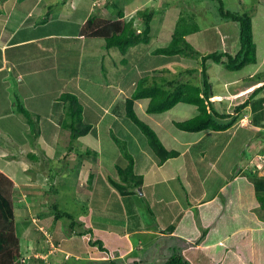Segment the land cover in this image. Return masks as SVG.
I'll return each mask as SVG.
<instances>
[{"label": "rangeland", "instance_id": "obj_1", "mask_svg": "<svg viewBox=\"0 0 264 264\" xmlns=\"http://www.w3.org/2000/svg\"><path fill=\"white\" fill-rule=\"evenodd\" d=\"M37 1L39 5L35 8L36 11L33 13L31 21L37 22L39 28L44 26L38 32L59 33L62 29L61 32L64 33L65 28L62 27L66 26L67 32L71 33L93 11L95 4H104L105 0ZM127 1L129 3L124 7L126 21L135 18V13L138 10H143L147 6L160 8L163 3V0ZM164 1L170 7L161 17L157 13L156 18L152 21L150 43L135 46L129 49L125 55H121L116 49L106 50L100 39H86L84 43L69 38L67 42L58 40L55 52L62 51V54L61 61L56 59L54 63L55 72L46 68L53 53L52 49L49 51L47 40L44 45L39 43L42 47L46 46V50H44L46 56L41 49H37L38 51L34 50L33 57H29V61L13 59L18 64L26 63V66L28 62L30 76L23 79L21 83L17 82V87L14 80L10 81L12 84L9 87L11 98L14 94L18 97L17 93L20 92L25 109L41 116L42 123L38 126L40 136L37 144L43 148L47 146L44 149L46 156L54 159L46 175L48 178H52L51 181L49 182V179L43 174L37 173L36 182L32 183L33 186H28L31 178L26 174V171L32 164L23 158L29 151L37 153L36 149L28 142L30 127L25 119L15 111V117L9 112L6 121L4 117L0 118V146L17 155L16 162L13 164H16L15 166L19 164L20 167H15L17 168L15 170L14 165H11V168L17 172L16 175L21 173L20 179L16 178L19 181L15 182V185L20 198L18 208H22L16 209V214L17 216L22 215V218H29L28 221L24 219L25 227L20 233L22 250L28 251L25 253L26 258L34 257L44 260L46 252V254H54L65 250L66 257H71V259L62 260L61 264H111L109 261L112 260H115L114 264H164L175 251L183 257L185 256L186 259H192L190 264L208 263V259L202 256L200 251L197 253L194 250L193 244L191 245L179 236H170L168 231L161 230L164 226L171 224L169 217L166 216L169 214L156 213L154 206L156 201L151 199L149 194L141 197V193L136 189L134 194L121 197L110 186H108L107 192L105 189L101 190L100 186H103L101 182L104 183V180L101 181V179L104 176V178L112 177L113 180H116L114 165H125L124 160L121 159L120 148L115 144L112 135L125 143L134 160V171L137 175H140L143 162L149 165L150 160H155L148 148L145 136L122 113L124 100L130 97L139 78L152 74L154 70L164 69L163 76L180 83L200 85L202 82L200 58L167 57L153 53L155 49L168 45L180 12L184 16H193L200 27L198 33L189 35L185 39L202 55L213 52L231 54L239 47L238 26L236 23L220 18L218 13L220 4L224 10L248 14L253 21V36L259 61L257 69L260 66L264 68V0H220V3L213 0ZM32 2V0L25 1V8L27 9V6L33 4ZM21 6H24L22 1L0 0V8H3L0 12V19L8 18L9 26H12L16 20L8 12V9L20 10ZM3 12L5 13L3 14ZM18 12L16 10L14 15ZM44 17L43 24L41 20ZM0 41H5V37L0 35ZM68 42L69 46L65 49L64 44ZM66 50L68 52H65ZM57 55L60 56V54ZM220 68L221 66L217 64H207V81L213 94L210 104L218 114H232L235 106L242 103L250 93L259 87L262 80L254 79L245 82L239 81L230 86L224 85L218 78ZM194 69L196 72L191 75L183 74L186 70ZM57 81H59L58 90H56ZM32 89L31 96L27 97L26 92ZM60 92L76 95L85 106V113L89 114V120H95L97 134L80 137L72 147L79 150L80 146L81 150L85 147L96 150L99 153L97 163L92 157L84 156L81 157L85 160L82 162L84 166L80 169L75 168L74 165H79L80 160L76 157L78 154L74 150L70 153V160L65 161L60 169L58 165H55L64 152L63 149L59 155L58 149L68 148L69 132L60 129L59 122L57 123L59 119L51 121L52 123L42 119L45 118L44 115L49 117L52 111H58V113L62 111L63 114V109H60L63 104L53 102L54 97ZM25 93L26 95H24ZM13 102L15 103V99ZM147 103V100L136 101L134 111L142 122L154 131L156 130L155 133L167 150L182 149L165 138L163 129L171 131L179 144L184 142L191 144V147L180 158L170 163L173 168L167 165L169 169L163 174L165 178H159L158 185L153 186L158 195L156 198L159 200L169 204H171V200L179 204H185L187 201L192 203L195 199L194 195L198 190H201L202 186L211 189L209 185L211 184L212 170H209L210 166L207 168L206 163L214 161H216V169L221 173L229 172L231 174V171L236 173L238 169L242 168L244 174L253 171L257 176L264 177V90L251 99L249 107L256 104L257 109L253 113L246 112L245 121L238 120L230 129L222 132L203 131L202 133L206 134L204 136L201 133L182 132L170 122L171 119L175 122L191 119L188 117L192 116H176V114L182 107L188 108L189 113L196 111L194 106L180 103L168 113L166 112L167 114L152 115L146 113ZM159 119L164 124L161 130L154 124V120ZM22 124L27 133L22 131ZM6 128H10L9 133L6 132ZM17 148H22V150H17ZM55 151L58 152V155ZM182 161L184 164L181 163ZM94 163L97 165L95 172L100 170L102 174L100 177L99 174H96L99 181L95 182L92 191L97 189V195L93 198V194L91 198L86 180L90 170L94 171L92 170ZM177 163H180L178 165L179 172L172 173L177 168ZM156 169L157 167H154V171ZM51 184L57 186L56 194L48 193L46 187L52 186ZM40 188L43 189L40 190ZM163 188L165 190H162ZM110 189L113 191L112 193H109ZM209 194L210 191L206 190V195ZM77 197L79 201L76 199L73 202V198ZM54 202L76 217V222L82 225V228L75 227L77 233L89 228L92 231L91 235L87 234L76 238L72 235L73 232L67 228L68 220L62 219L51 225L53 216L47 215L43 218L37 216L46 214L49 211V205ZM129 204H135V207H132L134 213H127L130 208ZM122 206H125V210H121ZM260 215L264 216V211H260ZM188 217L189 214L186 218ZM146 218L149 220H145ZM61 226L65 228H61ZM137 228L141 229L144 234L136 236L135 233H132L130 238L124 237L127 231L132 229L136 231ZM158 230L162 231V236H158ZM75 239H77L78 248L83 249L80 251V255L76 254V257L63 247L66 244L73 250ZM95 240H100L107 247L108 254L98 252L95 247L93 254H88V250L91 249L89 242ZM39 249L44 250V254L39 252ZM73 256L75 259L72 258ZM26 264H30V262L28 261Z\"/></svg>", "mask_w": 264, "mask_h": 264}, {"label": "trees", "instance_id": "obj_2", "mask_svg": "<svg viewBox=\"0 0 264 264\" xmlns=\"http://www.w3.org/2000/svg\"><path fill=\"white\" fill-rule=\"evenodd\" d=\"M16 1L23 2L27 0ZM213 1L220 3V0ZM128 3L127 0H105L104 4H95L93 11L83 19L78 36L84 39H100L106 50L116 49L121 55H125L129 49L135 46L149 44L151 41L152 21L156 18L157 13L161 17L170 6L163 0L160 8L147 6L143 10L136 11L135 18L126 21L124 7ZM218 13L222 20L236 23L238 26L239 47L231 54L213 52L202 55L192 47L185 38L198 33L200 27L193 16H184L181 12L175 21L168 45L153 51L155 55L167 57L200 58L202 66V82L200 85L180 83L163 76L162 72L164 73V69L154 70L152 74L139 78L130 97L124 100L123 116L129 119L145 136L148 148L158 166L178 157L179 154L177 151L167 150L155 131L137 117L134 111V103L136 101L147 100L148 103L145 110L147 114L152 115L166 113L180 103L194 106L197 110L195 117L183 122H173L175 128L186 133L226 131L238 120H242L246 116V112L253 113L257 109L256 104H253L250 109L248 107L251 99L264 90V68L260 66L256 69L259 61L253 36L252 18L246 13L238 14L224 10L221 4L219 5ZM31 19L27 22H32ZM41 21L42 23L45 22V17ZM79 37L71 38L70 40H78ZM64 40L67 42L69 39ZM68 44L69 42L64 44L65 49L69 46ZM58 54L60 56L57 53L56 57L54 55L51 56L59 59L62 51ZM29 60L28 57L27 61ZM207 64L221 66L218 78L224 85H232L239 81L245 82L254 79H261L262 84L250 93L242 103L236 105L232 114H218L210 104L213 94L207 81ZM194 72H196L195 69L186 70L183 74L191 75ZM59 102L63 104V107H60V109H63V114L62 111H59V113L58 111H53V115L49 117L52 120L59 119L57 123L59 122L60 129L69 132V143L68 148L58 149L59 155L63 149L64 152H62L55 165H58L60 169L65 161L70 160V153L74 152V150L78 154L76 157L80 160L79 165H74L75 168L78 167L80 169L84 166L82 162L85 160L81 158L84 156L92 157L97 163L99 153L96 150L86 147L81 150V146L79 147L80 150L72 147L74 142L80 137L95 136L97 134L94 125L95 120H89V114L85 113V107L76 95L64 92L59 96ZM14 110L25 119V122L30 127L28 142L37 151V153L29 151L23 158L32 164L29 165L30 167L26 174L32 180L35 179L37 173L47 177L46 175L54 159L46 156L44 148L37 144L40 136L38 126L42 123L40 121L41 116L25 109L17 97L15 98ZM44 117L43 121L52 123L47 119V116L44 115ZM112 139L119 146L121 159L124 160L125 165H114L116 180H113L112 177L104 178L102 176L101 181L104 180V183H101L103 186H110V188L116 190L121 197H126L134 194L136 189L141 188L143 178L135 173L134 160L129 154L125 143L114 135H112ZM17 150H22V148H17ZM55 153L58 155V152L55 151ZM7 159L16 160L17 155H10ZM61 160L63 161L60 162ZM95 163L92 166L94 171L90 170L86 180L87 189L91 192V198L93 185L99 181L98 176L100 177L102 174L100 170L97 173L95 172L97 167ZM96 174L99 175L96 176ZM48 179L50 182L52 178ZM51 185L46 187L48 193L56 194L57 186ZM17 193L14 182L0 172V264H26L28 261L30 264H61L62 260L71 259V257H66L65 250L54 254H46V252V259L44 260L34 257L31 259L26 258L25 253L28 251L24 252L22 250L20 233L25 227L24 219L28 221L29 218H22V215L17 216L16 214V209L20 210L22 208H18L20 198ZM76 199L79 201L77 197L73 198V202ZM187 204L190 205L189 202ZM217 205L218 207H216ZM260 211H264V177L257 176L253 171L246 174L238 173L236 179L231 181L221 191L219 199L200 205V207H192L188 211L189 220L186 221L185 219L181 222V216H179L168 226V231L174 230L175 234L186 237L195 246L202 248V256L208 259L207 264H264V216L260 215ZM47 215L53 216L51 225L62 219L68 220L67 228L73 232L72 235L76 238L87 234L91 235L92 231L89 228L77 233L75 227L82 228V225L76 222V217L59 207L56 202L49 205V211L46 214H38L37 216L43 218L47 217ZM65 227L61 226V228ZM190 228L193 234L188 233ZM74 241L73 250L70 247L68 248L66 244L63 247L76 257V254L80 255V251L83 249L78 248L77 239ZM89 246L91 249L87 250L90 255L93 254L94 247L98 252L108 254L107 247L100 240L90 241ZM40 251L42 254L45 252L42 249H39ZM184 257L179 252L173 251L164 264H190L192 259ZM102 261L105 260L102 259ZM114 261L109 262L114 264Z\"/></svg>", "mask_w": 264, "mask_h": 264}, {"label": "crops", "instance_id": "obj_3", "mask_svg": "<svg viewBox=\"0 0 264 264\" xmlns=\"http://www.w3.org/2000/svg\"><path fill=\"white\" fill-rule=\"evenodd\" d=\"M32 1H33L32 2L33 4H30L29 6H27V9L25 8L26 7L25 1H23L24 6L19 7V8H21L20 10L19 9L9 10L8 9V12H10V14H12L14 19L16 20L15 23L12 24V26H9V23H8L9 19L8 18L0 19V35L5 37V41H0V118L4 117L5 121L7 120V114L9 112L14 117L16 115V114H14L15 110H14V102H13L14 99L16 98V96L14 94L13 98H11V94H10L11 92H10L9 87L12 86V84L10 83V81L14 80L16 83V87H17V82L21 83L23 81V79L25 80V78L30 76V73L28 71L29 66L27 65L28 66L27 67L26 63L25 64H18L17 62H14L13 59H15V60L19 59V61L26 60V59H28V57H31V56L33 57V52H34V50H37V49H41L43 54L46 56V54L44 53V50H46V46L42 47V45H44V42L46 40L48 41L47 45L49 47V51H51V49L53 51V53H52V56H53L56 53L55 50L57 48L58 40L59 39L64 40V39L79 37L78 36L79 28L83 23V20H82L81 23H79L78 27L76 29H74L71 33L67 32L66 26L62 27L63 29L65 28L64 33L61 32L62 29L59 33L58 32L40 33L38 31L40 29H42L44 26H40L42 28H39L37 22L36 23L27 22L30 18L33 19V16H34L33 13H35V11H36L35 8L37 7V5H39L37 0H32ZM14 7H15V5H14ZM7 8H8V6H7ZM2 9L3 8L1 7L0 12ZM16 10L19 12H18V14L14 15ZM21 10H24V11L22 12ZM4 13L5 12H3V14ZM36 19H37V17H36ZM36 27H38L37 28L38 30L36 29ZM35 32H37V33H35ZM78 40L82 41L84 43L86 41V39L81 38V37H79ZM39 43H42V45L40 46ZM52 56L50 57V60H49V57L47 58L49 60L48 61L49 65L46 68H48L52 72H55L56 69L54 68V66H55L54 63L56 62V59L52 58ZM54 56L56 57V54ZM58 61L60 62L61 58H59ZM57 74H58V70H57ZM37 80H38V78H37ZM46 81H48V79H46ZM58 87H59V81H57V83H56V90H58L57 89ZM32 92H33V89L31 91H27L26 92L27 97H30ZM26 93L24 95H26ZM62 93H64V92H60L56 97H54V99H53L54 103H56V102L58 103L59 96ZM17 96L19 97V100L21 101V103L23 105V101L21 100V96H22L21 93L18 92ZM248 109H250V107H248ZM89 110L91 111L90 108H89ZM167 113H163V114H167ZM51 115H53V113ZM183 115H189L192 117H188V118H193L197 115V110L189 113L188 108L182 107L177 111L176 116H183ZM188 118H186V119H188ZM47 119L50 122L53 121L50 117H47ZM245 120L246 119H244V121ZM170 122L173 123V122H175V120L171 119ZM154 124L160 130L162 129V125H164L161 119L154 120ZM23 130H24V125L22 124V131ZM8 131H10V128H6L7 133H9ZM24 133H27L26 129L24 130ZM163 134L167 140H169L170 142H172V144H175L176 146H178V148H180L182 150H173V151L178 152V154H179L178 157L166 161L161 166L157 165L156 160H150L149 165H147V164H145V162H143V164H142L143 168L139 172V174L143 178V184L140 188V193H141L140 195H141V197H144V196H147L149 194L151 199H154V201H156L154 204L155 209H156V213H158V214L159 213L160 214H169L166 216L169 217L170 223L172 224L179 216H181L180 221H182L183 218H186V216L189 213L188 211L190 209H192V207L193 208L194 207H200V205L210 203V202L217 200L221 194V191L228 184H230L231 181L236 179L238 173L243 174V172H242V168H240V169H238V171H236V173H234V171H231V174L229 172H227V173L222 172L221 173L220 171H218L216 169V166H217V165L215 166L216 161H214L212 163H206L207 168L210 166L209 170H212L211 184L209 185L211 189H206L205 186H202L204 188L201 187V190H198L196 192V194L194 195L195 199L192 203H190V205L187 204L188 201L185 202V204H179L176 202H172L173 200H171V204L167 203L166 201H161L158 198H156L158 195L156 194L155 189H153V186L158 185L157 182H158L159 178H165L164 177L165 175H163V174H165L169 169V168H167V165H169L170 167L173 168V165L170 163H172V161L180 158L187 151V149L189 147H191V144L188 142H184L182 144H179L178 141L176 140V136H173L172 135L173 133L171 131H167V130L163 129ZM201 134H203V136L206 135L205 133H202V132H201ZM169 144L172 146L171 143H169ZM10 155L11 156L14 155L13 151L9 152V150L7 148L0 146V172L5 174L6 176H8L14 182V185H15V182L19 181L16 178L19 177V179H20L19 175L21 173H18L19 175H16L17 172H15L11 168V165H14L13 162H16V160H8L7 157H9ZM203 159H200V160H203ZM181 163L184 164L183 161ZM15 165L13 167L15 170L17 168H20L19 164H17V166H15ZM178 165H180V163H177V168H175V170L172 171V173L173 172H177V173L179 172L178 171V169H179ZM15 167H17V168H15ZM154 167H157V169L155 171H154ZM3 168H5V169H3ZM229 175H233V176L231 177ZM37 179L38 178H35L33 180L30 179V184L28 186L32 185V183H35ZM205 182H204V185H205ZM100 187H101V190L105 189V192H107L106 190L109 189L108 186H100ZM162 190H165V188H163ZM206 190L210 191L209 195H206ZM112 192L113 191L110 189L109 193H112ZM93 194H94L93 198H95L97 195V189L95 191H92V196H93ZM129 207L130 208H129L127 213H134V210L132 209V207H135V204H129ZM157 207H159L160 209L158 210ZM121 210H125V206H122ZM189 218H190V216L188 218H186V221H188ZM145 220L148 221L149 219L146 218ZM161 230L168 231L169 229H168V226H164ZM161 230L160 231L158 230V236H162ZM189 230H190L189 233L193 234V231L191 230V228ZM168 232H169L168 234L170 236H173V235L179 236V237L183 238L184 240L188 241L191 245L193 244L192 241L187 240L186 237L175 234L176 232L174 230L168 231ZM132 233L133 234L135 233L134 235H136V236L140 235V234H144L141 229L137 228L136 231H134V229L127 231L125 233L124 237L126 239H128L131 237ZM154 233L156 236L155 230H154ZM133 238H134V236L131 239L133 240ZM194 250L197 253H199V251H200L201 255H203L202 248L195 246Z\"/></svg>", "mask_w": 264, "mask_h": 264}, {"label": "clouds", "instance_id": "obj_4", "mask_svg": "<svg viewBox=\"0 0 264 264\" xmlns=\"http://www.w3.org/2000/svg\"><path fill=\"white\" fill-rule=\"evenodd\" d=\"M244 119H245V118L242 119V122L244 121ZM242 122H241V124H242ZM139 190H140V189H139Z\"/></svg>", "mask_w": 264, "mask_h": 264}, {"label": "water", "instance_id": "obj_5", "mask_svg": "<svg viewBox=\"0 0 264 264\" xmlns=\"http://www.w3.org/2000/svg\"><path fill=\"white\" fill-rule=\"evenodd\" d=\"M139 190V189H138ZM139 192H140V190H139Z\"/></svg>", "mask_w": 264, "mask_h": 264}]
</instances>
